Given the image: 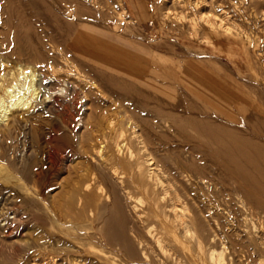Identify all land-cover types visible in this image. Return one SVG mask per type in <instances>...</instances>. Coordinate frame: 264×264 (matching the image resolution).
<instances>
[{"label":"rangeland","instance_id":"rangeland-1","mask_svg":"<svg viewBox=\"0 0 264 264\" xmlns=\"http://www.w3.org/2000/svg\"><path fill=\"white\" fill-rule=\"evenodd\" d=\"M15 1L14 9L20 4L22 6L20 3L22 0ZM46 1L50 2L51 13L55 9L58 15H62L60 19L62 17L65 19L61 22L60 16H57L55 12L52 15H55L56 20H52L53 16L41 22L36 18L32 20L30 18L33 22L32 27L30 25L29 34L32 35L35 30H31L36 29L35 24L39 22L37 29L45 32L43 34L46 36L41 35L43 37L41 40L44 41L39 45L35 40L37 33H34L32 37L30 35L32 43L35 41L33 43L35 47L32 46L29 54L25 55L13 54L16 48L15 35L18 32L15 27L18 24L24 26L23 28L20 26L22 29L19 30V32H24L29 26L25 24L29 22L31 24V21L24 20L26 18L21 16L22 7L20 6L16 9L20 13L16 11V15L12 17L6 15L8 11L5 8L8 4L5 0L0 2V5L4 7H0V26L2 27H0V74H9L10 66L19 63L30 68L36 75L43 74L52 79L59 76L54 71L72 69L73 75L60 77L65 78L73 86L75 84L78 95L65 87L69 94L53 96L48 103H38L23 114L19 112L15 114L12 124H3L0 127V264H165V262L167 264H216V257L222 258L223 264H264V207L249 203L243 200L244 198L240 199V196L236 195L235 186L221 185L220 188V185L196 180L194 177L190 181L182 180L184 184L187 183L185 184L187 187L189 185L190 189L187 211L184 216L188 221L191 219L194 221L193 226L196 230H193L192 237H186L183 231L175 226L176 221L172 207H170L172 206L169 201L170 196L166 195L161 201V195L154 194L153 196L148 192L143 195L145 192L140 190L141 195L134 189L133 195L136 194L135 199L132 200L134 203L132 207L121 196L122 210L118 212L115 221L120 223L123 218L127 219L125 221L127 235L138 253L143 251L142 253L154 260L151 263L128 261L120 248L107 245L106 240L98 235L103 220H110L112 199L109 194L116 180H112V185L108 184L99 177L96 170L99 168L98 163H103L104 158L111 156L113 146L110 138L118 131H124L127 134L126 138L132 150L139 151L135 153L138 157L141 155L142 158L144 153L141 154L140 146L132 138V134L136 131L144 135L145 126H150V123L152 124L151 130L154 128L152 131L158 138L150 141L147 147L149 153L157 160L165 155L167 157L164 158L169 164L175 163L176 151L168 155L169 153L167 154L163 148L161 150L159 145H167L173 149L182 148L185 145L180 141L184 142V140L181 137L177 138L179 135L175 136V124L172 121L164 116L155 115L151 111L160 109L157 105L158 101L171 103L175 107L184 100L195 102L194 95L186 93L184 86L193 88L208 97L211 96L214 101H223L228 108L225 111L208 107V110L216 114L221 121L236 124L238 119L261 113L259 111L264 109V0H199L203 1V8L200 9L203 12L196 8L192 10L191 5L195 7V2L198 0H181L180 2L179 0H72L73 3L72 1L69 3V0H65L68 2L56 0L53 3H51L53 0ZM130 1L139 12L132 10ZM71 3L74 6L72 10H70ZM79 3L86 7H79ZM147 5L152 12L153 18L151 19L144 14L145 10L142 11ZM168 8L171 13H168ZM68 10L72 13L70 14ZM195 10L200 13V16L201 12L206 16L209 14L219 24H221V19L226 18L225 23L229 25L232 23V26L237 29V38L223 34L221 29L219 33L212 35L204 24H199L201 28L196 29L197 34L193 31V26L189 25L192 24V16L193 18L196 15L197 18L200 17ZM195 13L196 15H193ZM138 15L145 16L141 19ZM181 15L187 17L183 19L186 20L183 22L184 25L180 23L183 21ZM220 16L221 19H219ZM160 17L164 20L163 24L160 22L162 21ZM9 20H11L10 23L14 21L13 24L7 25ZM65 20L71 24L70 27L73 24L72 30L66 25L70 32L67 28V30L63 28ZM68 22L65 24L69 25ZM164 22L169 24L166 26ZM79 23L90 25L100 33L104 39L101 45L104 50L101 54L103 57L94 61H85L77 56L74 50V38L83 26ZM235 24L238 26L236 27ZM9 25L11 28L15 26L13 28L15 32L8 28ZM44 26L48 28V31ZM64 30L68 34L75 33L76 35L69 34L68 36ZM239 30L243 34L239 33ZM58 34H64L66 37H63L68 38L67 41H63L61 35ZM50 36L57 38L53 39ZM205 36L206 38L211 37L209 39L212 43L209 41V43H204ZM5 39L8 40L7 43L3 41ZM55 39L60 40V43ZM52 41L55 46L52 45ZM53 47H57V50L59 48L60 51H56ZM77 61L87 63H80L79 66ZM82 65H87L89 69H84ZM94 65L97 66L98 71L100 70L99 72L96 70L97 73H94V70H91L90 66L93 68ZM132 65L136 67L133 68ZM76 71L81 72V76H84L81 78L83 80L75 75ZM84 71L89 75L93 72L89 76ZM68 77L70 80L67 79ZM175 80L179 84L175 83ZM1 83L3 87L0 88V97L4 95V88L8 87L9 81L5 80ZM115 84L116 86L119 84V88ZM120 85L123 86L121 89L123 88L124 92L127 89L129 92L125 94L119 90ZM167 85L171 87L166 88ZM170 88L172 90H168ZM171 91H175L177 95ZM234 98L237 105L235 113L232 110L235 103ZM255 105L258 108H255ZM175 107L171 106L169 112L178 116V113L173 111ZM262 114L264 116V111ZM163 134L167 136L163 137ZM100 150L103 153H99ZM107 154L110 155L107 156ZM101 155L104 157L101 158ZM127 176L122 177L123 179L129 178V175ZM90 183L92 185L88 186ZM99 183L102 185L100 186ZM6 192L11 195L10 202L4 201ZM89 195H94L95 199H99V202L96 201L98 208L88 206L85 199ZM190 198L193 199L192 202ZM133 206H136V210H133ZM101 207H109V209L98 226L95 215L99 209H102ZM136 214L139 215V219ZM156 237L164 242H161V245L158 244ZM199 244L202 247L201 251L198 250ZM199 252H201L200 255H197ZM213 253L215 257H212Z\"/></svg>","mask_w":264,"mask_h":264},{"label":"bare ground","instance_id":"bare-ground-1","mask_svg":"<svg viewBox=\"0 0 264 264\" xmlns=\"http://www.w3.org/2000/svg\"><path fill=\"white\" fill-rule=\"evenodd\" d=\"M4 1V0H3ZM14 1L15 0H5V2L8 4L7 8H5V10L7 9L8 14L6 15H10L15 16L16 15V11L17 13H20V11L18 12V10H16L22 3V14L21 16H23V18H26L24 20H27L31 18L34 19H38L40 22L45 20L48 17H52V13L55 12L53 10V12L51 13V11L49 9H52V7L50 8V2H44L43 0H22V2H20L17 6L16 9H14ZM18 1V0H17ZM20 1V0H19ZM49 1V0H48ZM51 1V0H50ZM58 1V0H57ZM64 2H68L65 0H62ZM61 1V4H62ZM72 0H69V3ZM84 1V0H83ZM88 1V0H87ZM129 1V0H128ZM181 0H179L180 2ZM214 1V0H213ZM2 2V0L0 1ZM16 2V1H15ZM56 2V0H53L51 3ZM60 2V1H59ZM58 2V3H59ZM94 2V1H93ZM93 2L91 4V6L93 5ZM184 2V1H183ZM194 2V1H193ZM203 1H196L195 2V7L193 5H191L193 8L192 10H194L195 8L198 11H202L200 10L202 6ZM48 3V4H46ZM73 3V1H72ZM71 3V9L72 10V6L73 4ZM75 3V2H74ZM90 3V1L88 2V4ZM98 2H96L97 4ZM125 3V2H124ZM185 3V2H184ZM5 4V3H4ZM60 4V3H59ZM64 4V3H63ZM132 4V1H130V5ZM14 5V6H13ZM50 5V6H49ZM58 5V4H56ZM56 5H54L56 7ZM75 5V4H74ZM98 5V4H97ZM96 5V6H97ZM185 5V4H184ZM2 5H0L1 7ZM49 6V8H48ZM80 3H79V7H80ZM214 6V5H213ZM3 7V6H2ZM6 7V6H5ZM62 7V6H61ZM67 8V6H65ZM74 7V6H73ZM76 7L75 8H79ZM82 7H86L85 5L81 6ZM4 8V7H3ZM58 8V7H57ZM74 8V9H75ZM131 8L133 11H137L139 12V10H137V8L134 5H131ZM170 8V7H169ZM168 8V10H169ZM174 8V7H173ZM177 8V7H176ZM62 9V8H61ZM69 9V8H68ZM80 9V8H79ZM125 9V8H124ZM212 9V8H211ZM223 9V8H222ZM2 10V8H1ZM20 10V9H19ZM70 10H68L70 12ZM85 10V9H84ZM141 10V9H140ZM145 10L147 17L149 19H151L152 17V12L150 10L149 5H147V7L145 9H142V11ZM167 10V12H168ZM191 10V7H190ZM213 10V9H212ZM4 11V10H3ZM77 11V10H76ZM196 11V10H195ZM216 11V9H215ZM5 12V11H4ZM63 12V11H62ZM78 12V11H77ZM166 12V13H167ZM197 12V11H196ZM203 12V11H202ZM201 12V16L200 13L198 15L200 17H196V13L193 15H196L194 18L192 16V25L193 26V31L197 33L196 29H199L198 27L199 24H204L205 28H207L208 30H210V32L212 33V35L214 33H219V29L223 30V34H226L229 37H235L238 36V31L237 29L232 26V23L229 25V23H225V19H221V16L219 19L220 23H218V21L216 19H214L213 17L211 18L208 14V16L204 15V13L202 14ZM205 12V11H204ZM56 13V12H55ZM72 12H70L71 14ZM123 13V12H122ZM168 13H171V11L169 10ZM77 14V13H76ZM18 15V14H17ZM57 16L58 13H56ZM79 15V14H78ZM77 15V16H78ZM91 15V14H90ZM124 15V14H123ZM155 15V14H153ZM180 15V14H179ZM183 15V14H182ZM180 16L183 20L184 18L187 19V17H185L187 14H184L185 16ZM212 15V14H211ZM215 15V14H214ZM226 15V14H224ZM223 15V16H224ZM55 16V15H54ZM53 16V17H54ZM56 16V17H57ZM62 16V15H61ZM61 16L59 17V19L61 18ZM76 16V15H75ZM92 16V15H91ZM120 16V15H119ZM125 16V15H124ZM123 16V17H124ZM127 16V15H126ZM145 15H142L141 17L138 15L139 18H143ZM169 16V15H168ZM222 16V17H223ZM227 16V15H226ZM4 17V16H3ZM2 17V18H3ZM7 17V16H6ZM73 17V16H72ZM79 17V16H78ZM122 17V18H123ZM163 17V16H162ZM160 17V21L161 24H163V18L166 17L164 15V17L162 18ZM171 17V15L169 16ZM218 17V16H216ZM225 17V16H224ZM1 18V16H0ZM88 18V17H87ZM86 18V19H87ZM93 18V16H92ZM121 18V19H122ZM153 18V17H152ZM162 18V19H161ZM174 17H172L173 19ZM179 18V17H178ZM177 18V19H178ZM12 19V18H11ZM57 19V18H56ZM55 17L52 20H56ZM63 19V17H62ZM60 19V21L62 22L63 20ZM228 19V17H227ZM7 20V19H6ZM18 20V19H17ZM30 20V21H31ZM90 20V19H89ZM123 20V19H122ZM121 20V21H122ZM167 20V19H166ZM175 20V19H174ZM179 20V19H178ZM177 20V21H178ZM179 20V21H181ZM190 21V19H188ZM225 20V21H224ZM2 21V20H1ZM5 21V20H4ZM11 20H9L8 24H13V22L10 23ZM58 21V20H57ZM88 21V19L86 20ZM170 22V19L168 20ZM186 21V20H185ZM184 20L182 22H180L181 24L184 25L183 22H185ZM187 21V22H189ZM230 21V20H229ZM3 22V21H2ZM6 22V21H5ZM4 22V23H5ZM20 22V21H19ZM29 22V21H28ZM32 22L31 24L29 22V24H25V25H29L26 29V31L24 32H19V30H21L24 26L18 24V22L15 21V23H17L18 25L13 26V28L15 27L19 34L16 33L15 37H16V48L13 54H19V55H25V54H29V52L32 50V46L33 43H35L34 41V37L33 39V43L31 40V37L34 33H37L35 35V40L37 42V44H41L43 41L41 40V38L43 39L44 36H46L45 32H40L38 27V23L35 24L37 26L36 29L38 30V32H36L37 30L35 28H33L34 31L31 34L30 33V25L32 27ZM60 22V23H61ZM65 22L67 23L68 21H64L63 24L65 26H63L64 29H66V25L68 27H70V23L65 24ZM172 22V21H171ZM186 22V23H187ZM227 22V21H226ZM1 23V22H0ZM14 23V25H15ZM44 23V22H43ZM83 23V22H82ZM82 23H79V25H81ZM88 23V22H87ZM165 23V22H164ZM53 24V23H52ZM58 24V23H57ZM160 24V23H159ZM166 26L169 24L165 23ZM1 25V24H0ZM3 25V24H2ZM9 25L8 28H11V26ZM56 25V24H54ZM53 25V26H54ZM60 25V24H59ZM78 25V24H77ZM83 25V24H82ZM201 25V26H202ZM236 27L238 26L237 24H235ZM6 26V25H3ZM22 26V28L20 27ZM73 26V24H72ZM71 26V27H72ZM1 27V26H0ZM58 27V26H57ZM62 27V25L59 27V29ZM69 28L72 30V28ZM79 27V26H78ZM184 27V26H183ZM2 28V27H1ZM5 27V29H8ZM11 28V29H13ZM20 28V29H18ZM43 28V27H41ZM44 28H46L44 26ZM56 28V26H55ZM55 28L54 31H55ZM165 28V27H164ZM182 28V27H181ZM191 28V26H190ZM201 28V27H200ZM10 29V30H11ZM48 31V28H46ZM53 29L51 31V34L53 32ZM58 29V28H57ZM56 29V31H57ZM58 29V30H59ZM68 29V28H67ZM66 29V30H67ZM69 29L67 30L68 32ZM115 29V28H114ZM192 29V28H191ZM239 29V28H238ZM16 30V31H17ZM50 30V29H49ZM64 30V33L67 31ZM188 30V29H187ZM241 30V29H240ZM239 33H242L240 32ZM13 32H15V29L12 30ZM23 31V30H22ZM245 31V30H243ZM1 32V31H0ZM5 32V31H4ZM75 32V31H72ZM193 32V33H194ZM21 33V34H20ZM42 33V34H41ZM77 33V31H76ZM118 33V32H117ZM221 33V32H220ZM246 33V32H245ZM68 34V33H67ZM69 34H73V33H69ZM68 34V36H69ZM75 34V33H74ZM73 34V35H74ZM198 34V33H197ZM243 34V33H242ZM31 35V37H30ZM41 35H43V37H41ZM59 35V34H58ZM61 35V34H60ZM59 35V36H60ZM76 35V34H75ZM74 35V36H75ZM193 35V34H192ZM195 35V34H194ZM201 35V34H200ZM241 34H239L240 36ZM247 35V34H245ZM54 36V35H53ZM53 36H50L53 38ZM58 36V37H59ZM65 36L64 34H62L60 37L63 39V41H65ZM196 36V35H195ZM9 37V36H8ZM49 38V35L47 36ZM59 37V38H60ZM72 37V36H71ZM69 37V38H71ZM95 37V31L90 28V25H83L81 26V28L78 31V34L76 35V37L74 38V47L76 45H79L81 47L86 48V50L89 51L90 54L93 53V50L95 49V47H93V41ZM244 37V35H243ZM243 37H242V41H243ZM246 37V36H245ZM248 37V36H247ZM6 38V36H5ZM14 38V37H13ZM47 38V39H48ZM57 38V37H54ZM53 38V39H54ZM194 38V37H193ZM211 38V37H209ZM209 38H204L205 42L204 43H209L211 39ZM239 38V37H238ZM241 38V37H240ZM12 39V37H11ZM247 39V38H245ZM249 39V37H248ZM13 40V39H12ZM49 40V39H48ZM47 40V42H48ZM50 40H52L50 38ZM56 41L58 39H55ZM54 40V41H55ZM72 40V39H71ZM70 40V41H71ZM192 40V39H191ZM2 41V40H1ZM5 41V43H7L8 40H3ZM2 41V43H4ZM14 41V40H13ZM52 41V43L54 42ZM60 40H58L59 42ZM67 41V40H66ZM69 41V40H68ZM69 41V42H70ZM209 41V42H208ZM217 41V40H216ZM10 42V41H9ZM8 42V44H9ZM15 42V41H14ZM13 42V43H14ZM50 42V41H49ZM68 42V43H69ZM246 42V41H245ZM248 42V41H247ZM1 43V42H0ZM60 43V42H59ZM64 44H66V42H63ZM67 43V45H68ZM212 43V42H210ZM244 43V42H243ZM37 44H36V48H37ZM51 44V43H49ZM53 46H55V44H52ZM51 45V46H52ZM63 44H61L62 46ZM215 45V42H214ZM222 45V44H221ZM6 46V44H5ZM49 47V45H47ZM70 46V45H68ZM212 46V45H211ZM245 46V45H244ZM3 47V46H2ZM9 47V46H8ZM12 47V46H11ZM14 47V45H13ZM35 47V46H34ZM45 47V46H44ZM214 47V46H213ZM4 48V47H3ZM10 48V47H9ZM35 48V49H36ZM46 48V47H45ZM62 48V47H61ZM66 48V47H65ZM245 48V47H244ZM8 49V48H7ZM39 49V48H38ZM41 49V48H40ZM43 49V46H42ZM56 51L57 47L54 48ZM72 49V48H71ZM11 50V49H10ZM69 50V49H68ZM73 50V49H72ZM60 51V50H59ZM156 51V50H155ZM39 52V51H38ZM42 52V51H41ZM63 52V50H62ZM67 52V50L65 51V53ZM69 52V51H68ZM60 53V52H59ZM71 53H73V51H71ZM70 54V53H69ZM12 55V54H11ZM37 55V54H36ZM43 54H41L42 56ZM74 55V54H72ZM40 56V55H39ZM40 56V57H41ZM64 56V54L62 55V57ZM184 56V55H183ZM32 57V56H31ZM37 57V56H36ZM59 57V56H58ZM22 58V57H21ZM73 58H75V56H73ZM183 58V57H182ZM1 59V58H0ZM7 59V58H6ZM40 59V58H39ZM42 59V57H41ZM69 59V58H68ZM72 59V58H71ZM3 60V58H2ZM18 60V59H17ZM65 60V59H63ZM77 60V59H76ZM9 61V60H8ZM44 61V60H43ZM79 61V60H78ZM77 61V64L80 63ZM81 61V60H80ZM45 62V61H44ZM84 61H82L83 63ZM64 63V62H63ZM81 63V64H82ZM87 63V62H84ZM4 64H9V63H4ZM69 64V63H68ZM2 65V64H1ZM72 65V64H71ZM85 65V64H84ZM82 65V66H84ZM73 66H75L73 64ZM77 66V65H76ZM87 66V65H86ZM86 66H84V69H89V67L87 68ZM89 66V64H88ZM133 66V65H132ZM86 67V68H85ZM94 70V73H97L96 70L98 71L97 66L94 65V67L92 68ZM136 66H133V68H135ZM69 68V67H68ZM72 68V67H71ZM77 68V67H76ZM80 68V67H79ZM82 68V69H83ZM155 68V67H154ZM78 69V68H77ZM83 69V70H84ZM101 69V68H100ZM72 70V69H71ZM70 69H59L57 71H54L57 73V75L59 74V76L55 79H52L46 75H36L30 68H26L23 65L19 64H15L14 66H10V73L9 74H5V75H1L0 74V82H5V80L9 81L8 87L4 88V95L2 97H0V127L1 125H10L14 122V116L15 114H18L19 112H26L28 110H30L32 107H34V105L36 106L38 103H42V102H47L56 95H60L61 96L64 94H69L66 92V88H69V90H71L74 94L77 93L78 95V89L77 87H75L72 84H70V82L68 83L67 80H65V76H70L73 75V72H71ZM100 71V70H99ZM98 71V72H99ZM104 71V70H103ZM149 71V70H148ZM53 72V73H54ZM75 72V71H74ZM77 72V71H76ZM85 72V71H84ZM90 72V70H89ZM93 72V71H92ZM91 72V73H92ZM102 72V71H101ZM108 72V71H105ZM162 72V71H161ZM72 73V74H71ZM81 73V72H80ZM79 72H77L75 75L78 76V78H84V76L80 74ZM86 73V72H85ZM90 73V75H91ZM110 73V72H108ZM218 73V72H216ZM88 74V73H86ZM65 75V76H64ZM89 75V74H88ZM89 75V76H90ZM94 75V74H93ZM99 75V74H97ZM180 75V74H179ZM213 75V74H212ZM63 76V77H60ZM111 76V74H110ZM114 76V74H113ZM197 77V75H195ZM74 77V76H73ZM100 77V76H99ZM115 77V76H114ZM119 77V76H116ZM76 78V77H75ZM94 78V77H93ZM110 78V77H109ZM157 78V77H156ZM199 78V77H198ZM69 79V77L67 78ZM86 79V77H85ZM84 79V80H85ZM108 79V78H107ZM119 79V78H118ZM121 79V78H120ZM174 79V78H173ZM70 80V79H69ZM68 80V81H69ZM79 80V79H78ZM83 80V79H81ZM101 80V79H100ZM111 80V79H110ZM144 80V79H143ZM151 80V79H150ZM72 81V80H71ZM106 81V80H105ZM104 81V82H105ZM109 81V79H108ZM106 81V82H108ZM182 81V80H181ZM221 81V80H220ZM223 81V80H222ZM162 82V81H161ZM175 83H177V81H174ZM226 82V81H225ZM228 82V81H227ZM100 83V81L98 82ZM114 83V82H113ZM149 83H152V81H149ZM154 83V82H153ZM174 83V85H175ZM224 83V82H223ZM103 84V83H102ZM109 84V83H107ZM106 84V85H107ZM137 84V83H136ZM162 84V83H161ZM173 85V83H171ZM179 84V83H177ZM85 85V84H84ZM100 85V84H99ZM111 85V84H110ZM125 85V84H124ZM156 85V84H155ZM158 85V84H157ZM160 85V84H159ZM233 85V84H232ZM78 86V85H77ZM116 86V84H115ZM114 86V87H115ZM119 88V84L117 85ZM116 86V87H117ZM120 85V89H121ZM134 86V85H133ZM138 86V85H137ZM165 86V85H164ZM168 86V85H167ZM170 86V85H169ZM166 87V88H169ZM3 87V83L0 84V88ZM66 87V88H65ZM79 87V86H78ZM123 87V86H122ZM136 87V86H135ZM161 87V86H160ZM171 87V86H170ZM173 87V86H172ZM179 87V86H178ZM191 87V86H190ZM163 88V87H162ZM164 88L166 91L167 89ZM2 89V88H1ZM82 89V88H81ZM80 89V90H81ZM109 89V88H107ZM111 89V88H110ZM174 89V88H173ZM180 88H176V90ZM100 90V89H99ZM141 90V89H140ZM168 90H172V88L168 89ZM83 91V90H82ZM102 91V89H101ZM184 91L186 93H189L191 95H194V100L195 102L192 101H188L186 102L185 100L182 101V103H180L179 106H174L168 103H163V102H159L158 101V106L160 107V109L158 110H152L151 112H153L155 115L158 116H164L166 117L168 120L172 121L175 125H174V132H175V136H178L177 138L180 139L183 138L184 142L183 143L185 146L181 145L179 143V145L183 146L182 148H178L175 147L170 148L169 146H165L162 145L160 147L163 148L166 153L168 155L171 154V152L174 151L177 155H176V161L175 163H173L172 165L169 164L168 160L164 157L167 156H162L161 159L157 160L156 158L152 157V155L149 153L147 147L150 144V141L153 140L154 138L157 139V135H155L153 133V129L151 130V123L150 126L146 125V129L144 131H146V133L144 135L134 131L133 132V137L137 143L138 146H140V152L141 154L144 153L143 157L141 158V155L138 157V155L135 152H139V151H133L131 144L128 142V139L126 138V133L124 131H118L117 133L115 132V134H113V136L110 138L111 142H112V151H111V156L107 157L110 154H107L106 159L104 158L103 163H98L99 164V168L96 170L98 171L99 177L106 183L111 184L112 180L115 181V185L113 184V188L112 191H110L111 194V199H112V205H111V213H110V220L104 221V216L105 213H107L109 207L107 208H102L99 209V211H97L96 213V223L99 226V223H101V221L103 220V225L102 228H100V233L98 235H100V237H103L104 240H106L107 245L113 246V247H118L120 248L125 255V259H127L128 261H140L142 263H151L154 262V260L151 259V257H149V255L144 254V253H138V250L136 249V247L134 246L133 242L131 241V239L129 238V236L127 235V228H126V224L125 221L127 219H124L119 223L117 221H115V217L121 212L122 210V204H121V200L122 197H124L126 203H128L129 205H131L132 207V203L134 198V194L133 195V190L136 189V191L140 192V190L143 191V195L146 194V192H148V194H152L154 196V194L157 195H161V201L162 199L164 200V197L166 195H168V197L170 196V200L171 201V205L170 207H172V213L175 215V221H176V227L179 230H182L183 233L185 234L186 237H192L194 235L193 230L194 228V224H193V220L191 219L190 221H188L186 219V217L184 216V213L187 211V202L188 199L190 197V189L187 187V183H183L182 180H186L188 179L190 181V179H192V177H194L196 180H201V181H209L214 183L216 186L221 185L228 187V186H235V191H236V195H239L238 197L240 199L246 200L249 203L252 204H256V205H260L264 207V116L262 114V111H264V109H262V111H259V109L261 107H259L258 111L261 112L259 115L258 114H253L251 115L252 117H245L244 119H238L236 120V124H232V123H227L226 121L222 120L216 115L211 113L208 110V107H212L216 110L219 111H225L227 110V105L224 104L223 101H214L213 99H211V96L208 97L206 95H203L202 93H200L199 91L193 89V88H189L187 86H184ZM242 91V90H241ZM80 92V91H79ZM122 92H124L122 90ZM125 92H129V89H127ZM124 92V93H125ZM147 92V91H146ZM144 92V93H146ZM149 92V91H148ZM170 92V91H169ZM171 92H175V91H171ZM178 92V91H177ZM71 93V92H70ZM106 93V92H105ZM110 93V92H109ZM131 93V92H130ZM143 93V94H144ZM153 94V92H150V94ZM176 93V92H175ZM174 93V94H175ZM126 94V93H125ZM148 94V93H147ZM180 94V93H179ZM154 95V94H153ZM158 95V94H157ZM177 95V93H176ZM181 95V94H180ZM68 96V95H67ZM76 96V95H74ZM188 96V95H187ZM190 96V95H189ZM69 97V96H68ZM143 97V95H142ZM151 97V95L149 96ZM147 97V98H149ZM153 97V96H152ZM160 97V96H158ZM157 97V98H158ZM181 97V96H180ZM185 97V95H184ZM191 98L193 96H190ZM82 98V97H81ZM88 97H86L87 99ZM162 99H164L163 97H161ZM177 98V97H176ZM182 98V97H181ZM83 99V98H82ZM189 99V98H188ZM235 99V98H234ZM71 100V99H70ZM155 100V99H154ZM166 100V99H164ZM119 101V100H118ZM152 101V99H151ZM156 101V100H155ZM154 101V102H155ZM67 103V102H66ZM151 103V102H150ZM153 103V102H152ZM123 104V103H122ZM156 104V102L154 103ZM253 105V104H252ZM251 105V106H252ZM144 106V104H143ZM148 106V105H146ZM175 107V109H173L174 112L178 113V117L177 114L174 113H170V108ZM256 106V105H255ZM122 107V106H121ZM157 107V106H156ZM254 107V106H252ZM250 107V108H252ZM123 108V107H122ZM237 108L236 105V99H235V103L232 107L233 112L235 113ZM255 108H258L257 106ZM255 111V109H253ZM261 110V109H260ZM257 111V113H259ZM150 112V111H149ZM256 112V111H255ZM68 113V112H67ZM252 113V112H251ZM180 114V115H179ZM262 114V116H261ZM182 115V116H181ZM21 117V116H20ZM163 117V118H164ZM25 118V117H24ZM71 119V118H70ZM112 120V118H110ZM107 121L109 119H106ZM164 120V119H163ZM167 120V121H168ZM110 121V120H109ZM106 122V121H105ZM109 123V122H108ZM161 123V122H160ZM165 123V122H164ZM114 125V124H113ZM170 125V124H169ZM13 126V125H12ZM161 127V126H159ZM116 128V127H115ZM101 130V129H100ZM108 131V130H106ZM104 131V132H106ZM111 131V129H110ZM115 131V130H114ZM113 131V132H114ZM192 131V132H191ZM96 133V132H95ZM101 133V132H100ZM99 135V134H98ZM104 136V135H103ZM110 136V135H109ZM108 136V137H109ZM161 136V135H160ZM163 137H166L164 134L162 135ZM106 137V136H105ZM95 138V137H94ZM93 138V139H94ZM97 138V136H96ZM92 139V140H93ZM98 139V138H97ZM96 139V140H97ZM94 140V141H96ZM161 140V139H160ZM98 141V140H97ZM109 141V140H108ZM177 142V140H175ZM99 142V141H98ZM107 142V141H106ZM154 142H156L154 140ZM175 142V144H176ZM104 143V142H103ZM171 143V142H170ZM108 144V143H107ZM174 144V143H173ZM136 145V146H137ZM155 145V144H154ZM137 146V147H138ZM153 147V146H152ZM158 148V147H157ZM101 149V148H99ZM97 150V149H96ZM139 150V148H138ZM157 150V149H156ZM159 150V149H158ZM157 150V151H158ZM162 150V149H161ZM95 152V148L93 150ZM164 152V151H163ZM173 152V153H174ZM99 153H103L101 150L99 151ZM153 153V152H152ZM154 154V153H153ZM160 154V153H159ZM100 158V155H98ZM175 156V155H174ZM104 157L101 155V158ZM94 160V159H93ZM102 160V159H101ZM121 171V172H120ZM91 174V173H90ZM96 174V173H95ZM94 174V176H95ZM129 175V178L123 179V175L124 177H128L127 175ZM191 174V175H190ZM93 176V177H94ZM97 177V176H96ZM97 179V178H96ZM186 180V181H188ZM193 180V179H192ZM93 181H95L93 179ZM99 181V180H98ZM195 181V180H194ZM197 182V181H196ZM208 182V183H209ZM189 184H191L190 182H188ZM198 183V182H197ZM89 184V183H88ZM100 184V183H99ZM210 184V183H209ZM92 184L90 183L91 186ZM102 185V183L100 184V186ZM112 185V184H111ZM199 185V184H197ZM212 185V184H211ZM195 186V185H194ZM209 186V185H208ZM214 186V185H213ZM196 187V186H195ZM89 188V187H88ZM103 188V187H102ZM197 188V187H196ZM100 189V188H99ZM104 189V188H103ZM111 189V188H110ZM138 189V190H137ZM247 189H249V191H247ZM194 190V189H193ZM196 190V189H195ZM225 190V189H224ZM97 191H99L97 189ZM101 191V190H100ZM105 191V190H103ZM21 192V191H20ZM19 192V193H20ZM95 192V191H94ZM93 192V193H94ZM108 192V191H107ZM193 192V191H192ZM199 192V191H198ZM204 192V191H202ZM195 193V192H193ZM209 193V192H208ZM4 194V193H3ZM21 194V193H20ZM97 194V193H96ZM104 194V192H103ZM141 194V192H140ZM147 194V195H148ZM108 195V194H107ZM142 195V194H141ZM210 195V194H209ZM103 196V195H102ZM151 196V195H150ZM156 196V195H155ZM194 196V195H193ZM197 196V195H195ZM88 198L85 199V201L87 202L88 206H93L94 208H98V205L96 203L99 202V199H95L94 195L92 196H87ZM98 197V196H97ZM110 197V196H109ZM137 197V196H136ZM199 197V196H198ZM237 197V196H236ZM4 201L5 202H10L11 199V195L6 192L5 196H4ZM108 198V197H107ZM138 198V197H137ZM192 198V197H191ZM190 198V199H191ZM102 199V198H101ZM152 199V198H151ZM167 199V197L165 198ZM107 200V199H106ZM193 199H191L192 202ZM82 201V200H81ZM110 201V200H109ZM195 202V201H194ZM193 204V203H192ZM167 206V205H166ZM243 206V205H242ZM138 207V206H137ZM256 208V207H255ZM245 209V208H244ZM250 209V207H249ZM252 209V208H251ZM133 210H136V206H133ZM169 210V209H168ZM246 210V209H245ZM170 211V210H169ZM250 211V210H247ZM119 212V213H118ZM135 212V211H134ZM137 213V212H136ZM139 214V212H138ZM136 214V215H138ZM202 214V213H201ZM140 215V214H139ZM139 215L137 216L139 219ZM143 215V214H141ZM143 218V216H142ZM167 218V217H166ZM171 218V217H170ZM173 218V220H174ZM142 220V219H140ZM150 220V219H149ZM110 221V222H109ZM174 222V221H173ZM143 223V222H142ZM151 228V227H150ZM133 230V229H132ZM196 230V229H195ZM178 231V230H177ZM132 233V232H131ZM151 233V232H149ZM152 234V233H151ZM153 235V234H152ZM157 235V234H156ZM196 235V233H195ZM97 236V235H96ZM181 236V235H180ZM194 238V237H193ZM183 239V238H182ZM186 239V238H185ZM156 242L158 244L161 245L162 239L157 238L156 237ZM192 240V239H191ZM144 242V241H143ZM164 242V241H163ZM162 242V243H163ZM198 242V241H197ZM142 243V242H141ZM157 244V245H158ZM199 251L202 250L201 245L199 244ZM198 248V247H197ZM197 250V251H198ZM141 251V250H140ZM201 252H199L200 255ZM123 254V253H122ZM222 254V253H221ZM212 257H215V254H211ZM123 256V255H122ZM204 256V255H203ZM220 256V255H219ZM168 258V257H167ZM170 258V257H169ZM211 258V257H210ZM124 259V258H123ZM171 259V258H170ZM204 259V257H203ZM222 258L220 257H216V264H223L222 263ZM111 260V259H110ZM169 260V259H167ZM210 260V259H208ZM105 261V260H104ZM109 261V260H107ZM106 261V262H107ZM115 261V259H114ZM128 261H126L128 263ZM157 261L159 262V260L157 259ZM163 261V260H162ZM161 262V261H160ZM165 262V261H163ZM113 263V261H112ZM115 263V262H114ZM123 263V262H122ZM125 263V261H124ZM174 263V262H173ZM202 263V262H201ZM55 264V263H54ZM110 264V263H109ZM119 264V263H117ZM129 264V263H128ZM153 264V263H152ZM164 264V263H163ZM165 264H167L165 262Z\"/></svg>","mask_w":264,"mask_h":264},{"label":"crops","instance_id":"crops-1","mask_svg":"<svg viewBox=\"0 0 264 264\" xmlns=\"http://www.w3.org/2000/svg\"><path fill=\"white\" fill-rule=\"evenodd\" d=\"M94 40H95V42L93 41L92 45H93V47H95V49L93 50L92 54H90L89 51L86 50V48L81 47L79 45H76L74 47V50L80 59L85 60V61H94V60H97V59L103 57L101 54L103 53L104 50L101 48V45H103L104 39L102 38L100 33H98L97 31H95Z\"/></svg>","mask_w":264,"mask_h":264}]
</instances>
